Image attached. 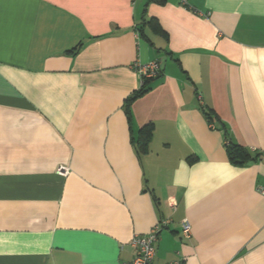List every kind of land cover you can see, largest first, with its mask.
Returning a JSON list of instances; mask_svg holds the SVG:
<instances>
[{
	"label": "crops",
	"instance_id": "crops-1",
	"mask_svg": "<svg viewBox=\"0 0 264 264\" xmlns=\"http://www.w3.org/2000/svg\"><path fill=\"white\" fill-rule=\"evenodd\" d=\"M263 189L264 0H0V264H264Z\"/></svg>",
	"mask_w": 264,
	"mask_h": 264
},
{
	"label": "built area",
	"instance_id": "built-area-1",
	"mask_svg": "<svg viewBox=\"0 0 264 264\" xmlns=\"http://www.w3.org/2000/svg\"><path fill=\"white\" fill-rule=\"evenodd\" d=\"M181 4H187V0H179ZM135 70L137 71L140 78V88L143 87L147 81L154 79L161 75V64L159 60H152L146 63L136 62L134 64ZM202 100V97L199 96ZM214 128L215 124H211ZM264 190V189H263ZM175 206L176 204H171ZM170 220H164L158 222L147 234H135L131 240L132 245L136 249L134 259L129 264H152L156 255V244L160 234L167 227ZM191 223L184 219L182 221V235L189 239L191 237Z\"/></svg>",
	"mask_w": 264,
	"mask_h": 264
},
{
	"label": "trees",
	"instance_id": "trees-1",
	"mask_svg": "<svg viewBox=\"0 0 264 264\" xmlns=\"http://www.w3.org/2000/svg\"><path fill=\"white\" fill-rule=\"evenodd\" d=\"M151 80L147 81V83L139 88L137 91H135L132 95H130L127 100V110L129 112V116L131 117L130 114V106L133 103L134 100L137 98L141 97L144 95L148 90H149V83ZM204 109V113L209 120L210 124H215L219 129H222L225 133V146L227 148V153L229 156V159L231 160L232 163L236 165H246L249 162L253 160H259L261 158L260 154H253V150L249 149L248 147L242 146L236 142L233 141L231 138L229 132L227 131V128L225 124L218 118V116L210 109ZM152 135V126L151 125H146L143 128L140 129L139 131V136L136 141V146L139 149H143L147 146L150 136Z\"/></svg>",
	"mask_w": 264,
	"mask_h": 264
}]
</instances>
